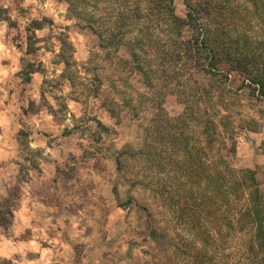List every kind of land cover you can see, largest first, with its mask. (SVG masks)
I'll use <instances>...</instances> for the list:
<instances>
[{
  "label": "rangeland",
  "instance_id": "374dc122",
  "mask_svg": "<svg viewBox=\"0 0 264 264\" xmlns=\"http://www.w3.org/2000/svg\"><path fill=\"white\" fill-rule=\"evenodd\" d=\"M228 1L244 14L235 18V25L247 31L252 47L264 50V27L253 3ZM74 4L0 0V211L5 198L18 202L12 224L0 226V239L11 245V256L0 255V264H187L188 254L196 249L215 256L214 264H242L245 234L234 231L229 236L224 229L211 245L202 242L175 220L163 201L165 173L136 154L148 119L131 116L124 105L132 98L136 107V92L150 89L130 72L123 46L99 52L97 37L84 26L88 15L95 17L94 26L115 23L114 0ZM172 5L175 14L185 16V0H173ZM34 20L43 27L35 31L40 38L36 50L27 53L25 28ZM127 32L124 26L123 43L137 34ZM158 36L161 42L166 38L163 31ZM61 38L73 48L77 70L72 81L61 76ZM154 53L141 55L154 58ZM30 68L36 71L26 79ZM194 76L205 82L203 74ZM98 81L99 92L93 95ZM170 87L163 107L176 116L183 104L176 97L178 85L173 95ZM227 97L230 119L223 117L218 103L208 98L204 103L227 143H236L234 166L255 170L264 192V99L246 89ZM110 100L118 109L124 107L119 121L106 110ZM190 132L198 138V128ZM126 145L136 155L123 156L119 170L116 156ZM29 196L38 200L31 221L33 228L39 227L38 237L30 228L20 233L12 227ZM151 224L161 235L159 245L148 233Z\"/></svg>",
  "mask_w": 264,
  "mask_h": 264
},
{
  "label": "trees",
  "instance_id": "16d2710c",
  "mask_svg": "<svg viewBox=\"0 0 264 264\" xmlns=\"http://www.w3.org/2000/svg\"><path fill=\"white\" fill-rule=\"evenodd\" d=\"M64 1L69 7L75 5L74 0ZM250 1L264 27V0ZM172 2L114 0L115 23L104 28L94 26L95 17L88 15L84 26L97 37L99 52L107 54L123 46L129 55L126 62L131 63L130 72L138 74L150 89L136 92V107L132 98L124 106L131 116L148 119L143 144L136 154L165 173L163 201L175 220L207 245L224 229L229 236L234 231L243 232L242 264H264V192L255 170L234 166L236 143L233 139L227 143L225 132L204 103L207 98L218 103L225 112L223 117L230 119L227 96L231 93L238 95L246 89L264 99V50L252 47L247 31L235 25V18L244 14L228 0H185L184 17L175 14ZM124 26L139 36L131 34L128 42H121L120 37L126 35L122 34ZM42 27L38 20L26 26L27 53L36 50L40 38L35 31ZM161 31L166 37L162 42L158 36ZM60 41L61 76L72 81L77 70L73 48L66 38ZM151 51L156 53L154 58L142 57ZM34 71L26 70V79ZM196 73L204 75V83L195 78ZM154 82L161 85L159 89ZM99 85L100 81L94 84L93 95L98 94ZM176 85V97L183 109L170 116L163 102L168 86H172L173 95ZM105 105L109 115L119 121L124 107L118 109L113 100ZM192 128H198V138L191 134ZM128 154L136 155L128 145L118 152L119 170L125 162L123 156ZM1 206L0 226L6 229L12 224L18 202L5 198ZM148 233L159 245L161 235L154 224L149 225ZM209 255L201 249L192 250L187 264H214L215 256Z\"/></svg>",
  "mask_w": 264,
  "mask_h": 264
},
{
  "label": "crops",
  "instance_id": "0c3cea01",
  "mask_svg": "<svg viewBox=\"0 0 264 264\" xmlns=\"http://www.w3.org/2000/svg\"><path fill=\"white\" fill-rule=\"evenodd\" d=\"M33 206L35 209L38 208L37 198H33V197L29 196V197L23 199L21 202V207L19 208V211L15 216L12 227H13V229H17V228L19 229L20 228L18 230L20 233L25 231V229L30 228V231H31V233H33V236L38 237V236H41V235H38L39 227L37 225H34L35 227L33 228L32 223H31V221H33V219H36V214H35V212H33V209H32ZM22 209H23V211H22ZM17 225H18V227H17ZM14 247H15V245L13 246V248ZM9 249H11L10 242L8 244H6L5 239H3V240L0 239V255L11 256V252H9ZM13 251H15V250H13ZM25 252L27 253L26 250H25Z\"/></svg>",
  "mask_w": 264,
  "mask_h": 264
}]
</instances>
